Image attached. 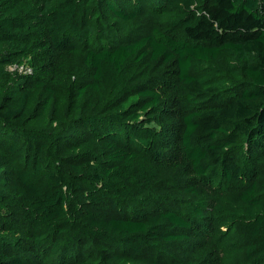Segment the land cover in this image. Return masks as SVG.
Masks as SVG:
<instances>
[{
    "label": "trees",
    "instance_id": "trees-1",
    "mask_svg": "<svg viewBox=\"0 0 264 264\" xmlns=\"http://www.w3.org/2000/svg\"><path fill=\"white\" fill-rule=\"evenodd\" d=\"M259 162L264 0H0V264H264Z\"/></svg>",
    "mask_w": 264,
    "mask_h": 264
},
{
    "label": "rangeland",
    "instance_id": "rangeland-1",
    "mask_svg": "<svg viewBox=\"0 0 264 264\" xmlns=\"http://www.w3.org/2000/svg\"><path fill=\"white\" fill-rule=\"evenodd\" d=\"M10 70L11 71L18 70L21 72H26L29 70V68H27L26 66H10ZM175 77L176 75L172 73L171 76L167 78L169 80L168 82L175 81ZM171 87H166V91L169 96L174 98L178 95L177 93H179L178 92L179 87L178 85H176V88H171ZM175 110L176 112H178V108H176ZM170 111H173V108L170 109ZM169 120H171L173 123L178 124V121L180 120V116H175L173 113H170ZM175 143L176 141H171L170 145L172 146ZM165 150L169 155L168 157H170V161L168 163V166L166 167V172L163 171L164 175L166 176L165 178L167 177L171 178L172 180L171 184L181 182V180L184 181L185 176H190L189 175L190 173L183 171L184 168L188 170L187 169L188 164L185 163L186 159L177 148L167 147ZM259 165L261 169L258 172L263 173L264 172L263 163L259 162ZM182 174H186V175L181 178ZM197 186L200 187V190L206 195V197L209 200L210 211L208 212V216L204 220L205 223L199 227V230H203L209 234V237L207 238V242H206L209 246V249H207L208 247H206L205 250L198 249L196 250L195 254H201L207 260L210 261L213 260L214 262V260L217 259V253L219 252V250L224 247L225 243L228 242V238L224 237L225 234L222 232V230L226 231L227 227L225 225L218 226L217 220L213 217L214 209L221 202L223 194H226L227 192L221 191V189L217 187L216 184H214V186L216 187L214 186L210 187L209 185H204L201 182H197ZM236 226H237V231L243 233L242 229L244 226V222H238ZM203 238L204 237H198L195 239L201 240Z\"/></svg>",
    "mask_w": 264,
    "mask_h": 264
}]
</instances>
